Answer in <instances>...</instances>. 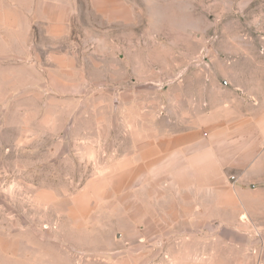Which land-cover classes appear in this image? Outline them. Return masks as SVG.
Instances as JSON below:
<instances>
[{
  "label": "rangeland",
  "instance_id": "rangeland-1",
  "mask_svg": "<svg viewBox=\"0 0 264 264\" xmlns=\"http://www.w3.org/2000/svg\"><path fill=\"white\" fill-rule=\"evenodd\" d=\"M128 1L123 22L77 0L85 76L0 58V264H264V208L193 235L189 197L139 167L157 135L264 110V0Z\"/></svg>",
  "mask_w": 264,
  "mask_h": 264
},
{
  "label": "crops",
  "instance_id": "crops-1",
  "mask_svg": "<svg viewBox=\"0 0 264 264\" xmlns=\"http://www.w3.org/2000/svg\"><path fill=\"white\" fill-rule=\"evenodd\" d=\"M76 2L0 0V45L16 47L4 55L0 47V58L19 57V51L23 54L33 50L36 54L41 50L50 75L85 76L86 64L79 62V47L67 46L80 40L92 43L86 36L76 38L72 34ZM89 2L95 12L113 21L130 20L128 0ZM251 108L252 113L244 115L236 126L205 123L199 129L157 135L154 142L140 147L139 167L155 173L156 180L173 182L179 192L189 197L184 203L189 204L185 208L188 219L194 221L193 235L205 233L203 227L210 221L225 224L227 213L239 215L246 211L260 218L259 211L264 208V110L259 101Z\"/></svg>",
  "mask_w": 264,
  "mask_h": 264
}]
</instances>
